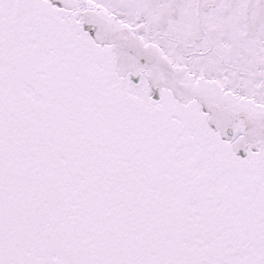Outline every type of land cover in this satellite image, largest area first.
I'll return each mask as SVG.
<instances>
[{
    "label": "snow or ice",
    "instance_id": "6c2138e0",
    "mask_svg": "<svg viewBox=\"0 0 264 264\" xmlns=\"http://www.w3.org/2000/svg\"><path fill=\"white\" fill-rule=\"evenodd\" d=\"M0 264H264V0H0Z\"/></svg>",
    "mask_w": 264,
    "mask_h": 264
}]
</instances>
